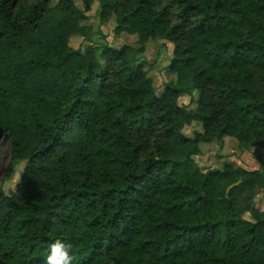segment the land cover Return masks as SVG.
Listing matches in <instances>:
<instances>
[{"label": "trees", "instance_id": "16d2710c", "mask_svg": "<svg viewBox=\"0 0 264 264\" xmlns=\"http://www.w3.org/2000/svg\"><path fill=\"white\" fill-rule=\"evenodd\" d=\"M95 1L136 46L93 38ZM81 3L0 0V264H46L56 239L73 264H264V0ZM157 38L173 45L161 95L142 60ZM225 138L260 168H202Z\"/></svg>", "mask_w": 264, "mask_h": 264}, {"label": "rangeland", "instance_id": "374dc122", "mask_svg": "<svg viewBox=\"0 0 264 264\" xmlns=\"http://www.w3.org/2000/svg\"><path fill=\"white\" fill-rule=\"evenodd\" d=\"M74 1L78 7L82 8L81 0ZM57 2L58 0H52L53 4ZM98 8L99 3L96 1L93 2L90 11L87 12L88 19L85 21L87 25L92 27L93 38L95 40H102V36L100 35L101 30L107 37L109 43L114 46L120 47L124 44L136 46L138 44L139 37L137 32L129 31L125 27L117 25L113 19L101 23L97 15ZM87 43H89V40L81 36H74L70 41V44L75 48H83ZM171 49L173 51V45L171 46L168 41L162 39L159 40V38H157L156 41H148L145 46L142 60L147 63L148 77L151 79L158 95H161L164 92L165 84L170 80L166 67L170 61ZM180 102L182 104L190 103L191 107L195 106V103L191 102V99L188 96L181 97ZM195 130H200V124L193 123L192 125H187L183 128L182 132L186 136L192 137ZM260 143L261 141L259 140L255 144L257 145ZM201 147H203V155H198L195 159L204 169L221 167L224 161H228L234 167H242L248 170H256L260 168V163L252 154L253 147L250 149L241 148L234 139L225 138V145L223 147L216 141L210 144H202ZM9 156V143L6 140H2L0 142V185L2 184L3 174L9 161ZM23 166V163H19L17 165L15 177L12 180H7L3 183L6 190L15 187L16 182L21 176ZM256 205L264 209L262 194L258 195Z\"/></svg>", "mask_w": 264, "mask_h": 264}, {"label": "clouds", "instance_id": "9594fccd", "mask_svg": "<svg viewBox=\"0 0 264 264\" xmlns=\"http://www.w3.org/2000/svg\"><path fill=\"white\" fill-rule=\"evenodd\" d=\"M75 254L70 242L56 239L48 246L46 264H73Z\"/></svg>", "mask_w": 264, "mask_h": 264}, {"label": "water", "instance_id": "95a60500", "mask_svg": "<svg viewBox=\"0 0 264 264\" xmlns=\"http://www.w3.org/2000/svg\"><path fill=\"white\" fill-rule=\"evenodd\" d=\"M240 182L238 181L236 184H239ZM234 185H231V186H229L228 187V189H227V192H229V190L233 187Z\"/></svg>", "mask_w": 264, "mask_h": 264}]
</instances>
